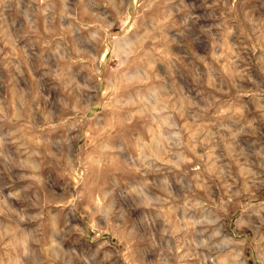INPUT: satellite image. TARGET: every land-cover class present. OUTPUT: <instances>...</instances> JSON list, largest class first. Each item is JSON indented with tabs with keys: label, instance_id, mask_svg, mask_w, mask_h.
I'll return each instance as SVG.
<instances>
[{
	"label": "rangeland",
	"instance_id": "obj_1",
	"mask_svg": "<svg viewBox=\"0 0 264 264\" xmlns=\"http://www.w3.org/2000/svg\"><path fill=\"white\" fill-rule=\"evenodd\" d=\"M0 264H264V0H0Z\"/></svg>",
	"mask_w": 264,
	"mask_h": 264
}]
</instances>
